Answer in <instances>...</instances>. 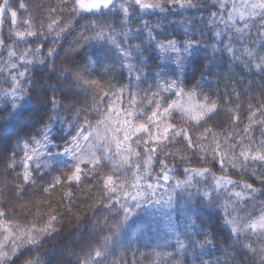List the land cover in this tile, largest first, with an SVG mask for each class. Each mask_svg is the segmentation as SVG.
Wrapping results in <instances>:
<instances>
[{"label":"clouds","instance_id":"clouds-1","mask_svg":"<svg viewBox=\"0 0 264 264\" xmlns=\"http://www.w3.org/2000/svg\"><path fill=\"white\" fill-rule=\"evenodd\" d=\"M0 264H264V0H0Z\"/></svg>","mask_w":264,"mask_h":264}]
</instances>
